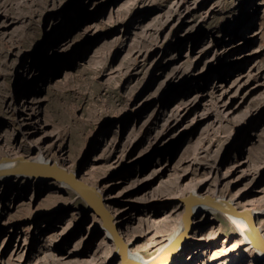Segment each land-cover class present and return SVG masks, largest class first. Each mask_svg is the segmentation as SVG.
I'll list each match as a JSON object with an SVG mask.
<instances>
[{
	"label": "rangeland",
	"instance_id": "rangeland-1",
	"mask_svg": "<svg viewBox=\"0 0 264 264\" xmlns=\"http://www.w3.org/2000/svg\"><path fill=\"white\" fill-rule=\"evenodd\" d=\"M175 2L176 12L187 17L180 30L173 22L163 25ZM0 15L5 20L0 28V149L5 138L29 146L21 132L23 123L34 119L31 111L55 135L46 153L68 160L78 179L103 189L105 196L111 186L108 196L114 207L119 190L164 162L166 184L159 187L164 194H170L168 184L196 181L214 166L219 175L229 173L217 182L218 189L234 198L237 209L252 200L263 209L264 101L257 96L264 86L234 112L237 116L250 109L240 121L229 116L219 126L200 122L178 142L169 141L189 124L191 113L162 146L146 156L143 152L160 122L158 115H165L182 94L209 92L224 77L228 58L217 63L210 55L200 56L201 45L221 51L229 40L245 41L232 57L243 52L251 57L242 67L235 64L234 73L256 66L264 79V0H0ZM175 61L179 70L169 78ZM23 96L28 115L21 113ZM111 141L126 149L127 157L118 163L104 158ZM241 160H248L253 177L234 170ZM51 181L0 180V264H60L51 254L68 256L65 264H90L93 253H100L95 264H118L115 256L103 263L109 248L101 243L105 232L98 214L65 184L49 187ZM137 193L126 197L130 207L122 231L145 213L133 201ZM177 202L160 204L157 210L171 213ZM205 216L197 217L204 225L193 230L187 249L171 264H264V257L241 242L222 212ZM255 226L264 230V211ZM150 241L145 235L133 247L150 256L157 247L148 246ZM15 243L23 245L19 256L12 251ZM214 249H220L219 259L210 258Z\"/></svg>",
	"mask_w": 264,
	"mask_h": 264
},
{
	"label": "bare ground",
	"instance_id": "bare-ground-1",
	"mask_svg": "<svg viewBox=\"0 0 264 264\" xmlns=\"http://www.w3.org/2000/svg\"><path fill=\"white\" fill-rule=\"evenodd\" d=\"M176 11L177 3L175 2L172 7H170V14L166 16L167 18L163 22V25L175 23V27L180 30L186 24L187 17L185 12L177 13ZM4 23L5 20H2L0 15V28ZM244 43L245 41L242 40L236 42L229 40V42L223 45L224 47L221 51L201 45L200 49H198L200 56L210 55L211 61L217 63L221 58H228L225 66L227 71H222L224 77L218 80L219 82H217V84L211 85L209 87V92L200 91L199 93H194L195 95L188 96L182 94L179 98L180 100L177 101L172 108L170 107L171 109H169L165 115H162L161 118L158 115L156 120L159 119L160 122H158L157 129H155L154 133L151 135L145 151L143 152V156H146L150 151L162 146L163 142L166 140L165 136L170 131L178 128L182 121L191 113L193 115L189 124L178 128L177 132H174L175 134L173 133L174 136H172L169 141L173 143L178 142L185 135L191 133L195 124L200 122L208 121L210 126H219L221 122L229 116H233V119L240 121L248 114L250 109L246 108L241 110L237 116H234V112L242 105L246 97L264 86V79L261 80L259 72L254 71L256 66L247 69L238 68L236 70L237 73H234L235 64L241 65L242 67L247 59L251 57L244 52L238 56L232 57L234 52L240 49ZM173 64V72L169 75V78H173V74L179 70L177 61L173 62ZM232 74H236V77L233 79H231ZM185 92L186 89L183 93L185 94ZM257 98L264 101V90ZM25 100V96H23V101ZM200 106H202V109H200ZM23 107L24 109L21 111L22 114L30 110V108H28V99L23 104ZM28 114L32 119L34 116V119H30L31 124H29V121L23 123L25 129L23 128L24 130L21 132V135L24 139L29 141V146L24 147L21 144H17L14 140L12 142H6L5 138L0 151L2 150V153L6 152L5 154L3 153V156L10 157L12 161L2 163L0 167L14 166L17 163L14 159L22 158L36 164L54 163L75 175L76 172L68 168V166H70V164L68 165V160L62 158L60 161H57L46 153V145L49 144L48 142L50 140H54L53 138L55 135L51 133V131L45 130L44 123L37 115H34L31 111L28 112ZM27 125L31 126L26 128ZM249 149L250 146L248 145L246 150ZM125 151L126 149H118V143L115 144V142L111 141L105 149L104 158L110 163H118L125 156ZM248 164V160H241L234 164L233 168L245 176L253 177L255 173L246 167ZM217 169V167L213 166L203 178L197 180L193 179L196 181L191 180L186 184L182 183L183 185L176 179L174 180L177 181L176 184H168L167 186L168 190H170V194H164L160 191L159 187L166 184L165 181L162 180V177L167 173L166 171H168V164L163 162L157 167H152L148 173L139 176L136 183L128 184L124 189L119 190L117 193L118 198H116L118 199V207L111 205L112 200L111 197L108 196L111 186L105 190V193H107V196H105L103 189H95L88 184L87 179H82L81 177L79 180L84 182L86 187H83V189L81 188L80 196L85 200L91 211L98 214L100 224L105 232L103 240L101 239V243L107 244L109 250L103 257V263H105L107 259L109 260V258L115 256L118 258V264H171L187 249V240L192 237L193 230L204 225V222L198 220L197 217L199 215L205 216L208 213L212 214L214 210H217V207L224 210L222 212L224 218L237 232H239L241 242L245 243L247 247L256 250L260 257H264V230L260 231V229L255 226V219L257 215L264 211V207L263 209H257V207H254L256 200H252V202L238 208V210L234 205L233 197L226 198L223 193H219L217 182L227 177L229 173L226 172L219 175ZM178 176L179 179L184 178L185 172L183 171V173L180 175L178 174ZM15 177L29 179L30 176L16 173L10 176H1L0 180L14 179ZM35 179L40 182H45L48 181L49 178L48 176L42 175L35 177ZM52 180L54 181L49 182V187L57 188L62 183L56 179ZM156 181L159 182L157 188L145 191L146 188H149ZM249 188H253V185H250ZM137 189L140 190V193H137L138 195L133 201L137 203V207L143 209L145 212L143 213L144 217L143 214L142 218L138 216L135 224L132 222L131 224H126L122 231L121 229L126 222L128 209L130 207V202H128L126 197ZM250 192H253V190H250ZM21 196L22 194L20 193L17 197ZM174 200L178 202L173 205L175 208L171 210V213L157 210L158 207H161L160 204L167 207L173 204ZM179 208L180 210L177 211ZM204 219H206V216ZM145 235L151 237V241L147 243L148 246H157L156 252L150 256L141 255L140 252L133 247L136 240ZM202 244L201 242L198 246ZM22 250L23 245L15 243L12 251L15 256H19ZM50 252H45V254L50 255ZM220 254V249H214L210 258L219 259ZM67 257L68 256L64 257L63 255L58 256L56 254H51L53 262H59L60 264L67 263L68 260H65ZM99 257L100 253H93L88 263L95 264ZM212 263H214V261H211L209 264Z\"/></svg>",
	"mask_w": 264,
	"mask_h": 264
},
{
	"label": "water",
	"instance_id": "water-1",
	"mask_svg": "<svg viewBox=\"0 0 264 264\" xmlns=\"http://www.w3.org/2000/svg\"><path fill=\"white\" fill-rule=\"evenodd\" d=\"M14 160L17 162L16 165L10 167H0V177L10 176L16 173L21 175H29L32 178L44 175L48 176V178L56 179L62 182L78 195L81 194V188L83 189V187H86V184L78 179L77 174L73 175L71 172L66 171L65 169L54 163L36 164L22 158H16ZM11 161L12 159H10V157L8 156L0 157V164ZM216 209L221 212L224 211L219 207H217Z\"/></svg>",
	"mask_w": 264,
	"mask_h": 264
}]
</instances>
